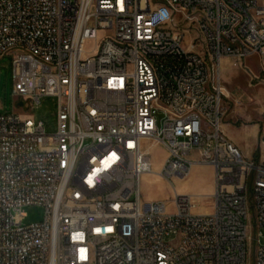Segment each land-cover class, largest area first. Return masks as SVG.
I'll use <instances>...</instances> for the list:
<instances>
[{"label": "built area", "instance_id": "2783aa9c", "mask_svg": "<svg viewBox=\"0 0 264 264\" xmlns=\"http://www.w3.org/2000/svg\"><path fill=\"white\" fill-rule=\"evenodd\" d=\"M4 58L27 114L0 115V264H264V121L247 159L222 85L225 60L264 72V0H0ZM45 98L53 133L29 115ZM144 143L170 184L214 169L210 213L143 201Z\"/></svg>", "mask_w": 264, "mask_h": 264}, {"label": "rangeland", "instance_id": "374dc122", "mask_svg": "<svg viewBox=\"0 0 264 264\" xmlns=\"http://www.w3.org/2000/svg\"><path fill=\"white\" fill-rule=\"evenodd\" d=\"M227 70L222 69V85L226 97L224 99V123L231 126L240 125L252 116L260 118V125L264 121V72L257 58L248 59L245 69L233 67L228 60ZM248 68V69H247ZM226 70V71H225ZM13 67L11 58L0 60V115L17 113L27 114V111L18 106L14 93ZM57 105L55 98H45L41 104L29 112L36 121H44L49 133L56 131ZM261 116V117H260ZM144 150H150L154 167L159 172L166 160L167 153L161 146L144 143ZM197 159V156H194ZM149 176L148 180H144ZM159 180V181H158ZM154 174L143 177L141 188L144 202H166L168 212L175 213L174 198L184 196L197 203L198 212L211 211V195L213 194V176L204 166L195 165L185 179H175L172 184ZM175 187V190L173 187ZM175 192V193H174ZM25 224L40 223L45 220V210L38 207L26 209ZM252 215V213H251ZM261 243L264 244V229L260 231ZM249 264H254L253 255Z\"/></svg>", "mask_w": 264, "mask_h": 264}, {"label": "crops", "instance_id": "0c3cea01", "mask_svg": "<svg viewBox=\"0 0 264 264\" xmlns=\"http://www.w3.org/2000/svg\"><path fill=\"white\" fill-rule=\"evenodd\" d=\"M228 63V60L224 61L223 68L226 70L229 66ZM260 121V118L252 116L250 119L244 120L242 124L237 126H231L229 122L224 123L223 129L225 134L247 159H255L257 157L259 150ZM204 168H206L210 172L211 176H213L214 191V169L212 167ZM201 213L207 214L210 212L201 211Z\"/></svg>", "mask_w": 264, "mask_h": 264}, {"label": "bare ground", "instance_id": "6f19581e", "mask_svg": "<svg viewBox=\"0 0 264 264\" xmlns=\"http://www.w3.org/2000/svg\"><path fill=\"white\" fill-rule=\"evenodd\" d=\"M151 174H154V176L156 177V179L158 180V176H159V174H158V172L156 171V169L153 171V173H151ZM149 179V176L148 177H146L145 178V180H148ZM143 180V179H142ZM159 181V180H158ZM141 184H142V182H141ZM173 189L175 190V187L173 186Z\"/></svg>", "mask_w": 264, "mask_h": 264}, {"label": "water", "instance_id": "95a60500", "mask_svg": "<svg viewBox=\"0 0 264 264\" xmlns=\"http://www.w3.org/2000/svg\"><path fill=\"white\" fill-rule=\"evenodd\" d=\"M22 106H23V104H22V103H20V104H19V107H22Z\"/></svg>", "mask_w": 264, "mask_h": 264}]
</instances>
